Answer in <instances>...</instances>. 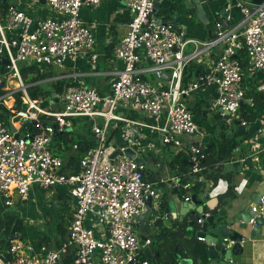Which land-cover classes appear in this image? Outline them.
I'll return each instance as SVG.
<instances>
[{
  "label": "built area",
  "instance_id": "1",
  "mask_svg": "<svg viewBox=\"0 0 264 264\" xmlns=\"http://www.w3.org/2000/svg\"><path fill=\"white\" fill-rule=\"evenodd\" d=\"M44 1L58 16L33 20L25 11L9 5L3 23L0 20V57L9 61L4 64L6 71H0V83L4 82L0 87V107L7 106L6 101L14 99L16 91L22 92V104H27L26 110L20 108L9 118L15 131L0 118V198L5 206H12V196L17 195L24 201L33 185L44 189L63 186L73 204L67 235L58 247L49 248L44 244L36 249L21 240H12L9 253L14 264H57L69 250L74 252L73 264H97L95 259L98 264H147L145 260L140 261L139 254L151 243V238L140 239L133 222L146 210L147 198L157 196L156 188L153 182L143 179V165L134 158L122 154L109 162L113 149L108 143L110 125L113 121H124L156 132L165 144L181 146L180 137L201 132L188 107V99L193 93L212 87L216 96L209 98L207 113L215 112L212 117L223 120L227 128H235V120L245 127L247 121L239 112L240 102L246 99L244 67L238 56L240 53L246 56L250 73L262 74L256 90L263 92L264 1L252 13L238 2L242 14L239 23L231 24L230 15L227 27L216 19L213 36L198 41L170 24L157 23L155 0H122L130 20L112 48L113 57L121 60L123 67L114 72L110 93L101 97L93 87L78 80L57 94L59 110L49 106L53 101L48 106H40L44 99L49 100L48 96L30 98L19 67L49 63L53 58L75 61L86 56L95 63L97 54L91 52L94 35L80 18L79 10L81 6H96L102 0ZM189 44L192 47L188 50ZM219 46L215 59L206 67L201 65L203 72L183 83L185 67L212 50L215 53L214 49ZM144 60L149 66H141ZM11 79L16 88L9 87ZM101 99L108 103L106 110L97 109ZM117 106L136 117L115 114ZM42 117H51L52 122L44 123ZM97 117L103 121H96ZM80 119L91 126L92 146L81 157L79 172L66 176L60 171L62 158L49 147L50 137L55 130L68 129L73 120ZM33 120L38 132L27 141L32 132H22L19 125ZM202 149L200 143L187 147L189 168L183 176L191 179L181 181L177 177L176 187L191 190L194 182L204 181ZM185 200L189 201L190 195ZM252 211L255 216L249 218L250 225L255 224L256 216L264 215V194L252 205ZM209 215L203 211L196 218L198 230ZM97 223L100 224L98 231ZM197 238L204 241V237Z\"/></svg>",
  "mask_w": 264,
  "mask_h": 264
},
{
  "label": "crops",
  "instance_id": "2",
  "mask_svg": "<svg viewBox=\"0 0 264 264\" xmlns=\"http://www.w3.org/2000/svg\"><path fill=\"white\" fill-rule=\"evenodd\" d=\"M167 1L169 0H159V9ZM7 2H9V5L25 11L33 20L46 16H58V13L54 12L44 0H7ZM169 2L176 5L175 13H178L179 10L174 22H178L182 26L187 25L185 29L179 27L176 28L177 30L184 32V34H189V38L198 41H204L213 36L214 23L217 16L208 12L210 14L208 15L209 21L204 24L194 17L193 8L187 6L189 1L171 0ZM120 15L129 17L124 9L122 0H102L96 6H81L79 16L85 24L91 27L94 35V45L91 52L97 54L95 63H91L86 56L79 57L75 61H71L68 58H53L49 60V63L32 64L37 66L40 71H45L46 69L51 74L50 77L36 82L40 87H42L43 83H47L46 86L48 87L44 89V97H49L46 106L53 101L52 105L49 106L56 110L60 109L61 106L58 102L50 96L54 92L53 84L60 79L71 84H76L78 80H83L88 86L93 87L101 97L110 93L111 82L115 78L114 72L121 70L123 67L122 61L116 60L112 53L114 44H116L120 35L126 31L127 23L115 20ZM230 16L231 24L239 23L242 14L238 6L232 8ZM7 35L9 36L10 34L7 33ZM191 47L192 45L189 44L187 49L189 50ZM220 48L221 46L214 49L215 53L212 50L208 55H203L198 61L193 62L198 65H208L220 52ZM141 66H149V62L144 60ZM147 76L150 75L148 74ZM262 78V74L250 73L247 65L244 67L243 87L245 88L246 99L241 105L239 112L240 114L241 112H246L251 120L247 121L245 133L241 136L235 134V128H227V133H232V137L239 141V145L233 151V160L220 164V169L218 170H216L217 166L208 168L205 165V185L196 195L193 194V189L185 190L184 194H181L179 192L180 187L175 186V179L181 174L178 170H181L178 160L181 157L183 162L188 164L187 147L195 143H200L203 147L210 145L214 138L219 137L221 128L216 130L212 125L208 126L205 122L204 128H202L201 124L196 121L201 132L193 136L180 137L179 140L182 141V145L176 147L172 144H165L160 135L156 132L152 133L144 127H135L133 124L124 121H113L111 123L112 126L110 125L108 131V143L112 145V151L117 148L132 147V150L144 162L145 181L153 182L156 190L165 189L163 193H159L153 198L152 209L148 219L146 221L134 220L133 225L140 239L151 238L154 234L153 223L156 220H160L167 227L186 216H189L192 222V218L196 219L194 212L201 205L204 210L208 208L211 210L216 209V212L223 210L229 213L234 206L238 209H243L258 201L257 194H264V93L260 92L263 95H257L255 98L253 93L259 92L256 90V86ZM9 87L16 88L17 85H10ZM253 88L254 90L252 91ZM198 93L206 101L209 100V95H214L212 87L204 88ZM6 103V107H11L14 103L13 97L8 99ZM107 108L108 103L101 99L97 109L106 110ZM114 112L125 118L136 117L134 113L124 110L120 106H117ZM9 121L8 119V123ZM42 121L50 123L52 118L42 117ZM75 121L76 127L73 130H77L78 127L82 128V124L86 122L85 119ZM96 121L102 122L103 118L97 117ZM26 124L27 122L23 124V130L27 128ZM30 125L33 126V123L30 122ZM220 125L222 124L220 123ZM68 129L70 130V128ZM77 131H82V129ZM53 137L49 142V147L53 153L59 155L63 160L64 156H68L75 149V144H73L74 142L67 143L68 145L66 146L65 143H61L57 139H53ZM91 146L92 142L90 141ZM234 162H238L235 167L233 166ZM208 174L217 175V180L214 181L208 178ZM225 175H230L231 181H228ZM174 187L178 189V192H173ZM229 187H232V190H227ZM188 195L190 197L195 195L196 199L201 201V204H194L191 200H185ZM12 200V206H5L4 200L3 203L0 202V217L12 216L21 221L22 230L15 232L21 234V241L33 245L36 249L44 244L49 248L58 247L59 243L66 237L71 205L73 204V199L66 188L60 186L47 190L40 188L38 185H33L24 201L19 200L17 195H13ZM162 200L165 201V208L160 206V201ZM186 201L188 203L187 206L185 205ZM163 213L167 214V216L163 217ZM220 217L217 218L219 219ZM60 224L62 228L66 226L64 235L58 234L59 228H61ZM95 228L98 231L100 224L97 223ZM40 239H45V241L40 244ZM144 248H147V246ZM233 259L237 260L238 264H264V225L260 227V233L246 239L242 253L238 256H233ZM61 260L62 258L57 264H62ZM180 260H178V264ZM95 262L98 264L97 259H95ZM208 262L207 255L205 263L199 262L197 264H207ZM8 263L11 264L9 261ZM0 264L6 263H3L0 259ZM12 264H14V261Z\"/></svg>",
  "mask_w": 264,
  "mask_h": 264
},
{
  "label": "trees",
  "instance_id": "3",
  "mask_svg": "<svg viewBox=\"0 0 264 264\" xmlns=\"http://www.w3.org/2000/svg\"><path fill=\"white\" fill-rule=\"evenodd\" d=\"M171 1V0H169ZM167 1L163 3L161 8L155 11L158 16H164V18L170 17L173 11V3ZM248 1V0H246ZM9 2L0 3V17H2L7 10ZM116 21H123L128 23L130 18L125 15L117 16ZM243 67L246 66L247 58L243 53L238 56ZM20 74L24 84L27 86L26 91L31 99H38L45 96V90L36 84L37 81L50 77L51 74L45 71H40L37 66L32 64H21ZM196 70L203 72V67L194 62H190L184 69L183 72V83H187L194 78ZM0 71L5 72L6 68L4 64L0 63ZM71 85L69 82H64L62 79L57 80L53 84V90L57 94H60L64 87ZM254 88L252 89V91ZM254 93V98L257 95H263L260 92ZM252 93V95H253ZM264 93V91H263ZM22 92H14V103L11 107H0V118L3 119L5 123L8 124V119L20 110L22 106ZM213 95H209V98ZM253 99V98H252ZM258 100V99H255ZM208 100L206 101L204 97L198 92L193 93L191 98L188 99V107L192 111L193 115L200 116L202 119L206 118L207 109L206 107ZM241 116L250 121L251 118L246 112H241ZM218 118V114H216ZM221 128L219 137L214 138V141L207 146H204L202 152L204 153V159L202 160V165L208 168H213L217 166L216 170L220 169V164L229 162L233 158V151L239 145V141L235 137H227V127L225 125H220V120H217ZM76 121L73 120L72 128L59 131L53 139H57L59 142L75 144V149L68 155L63 157V165L60 171L66 176L77 174L80 170V159L85 154V152L90 147V141L93 140V133L91 131V126L88 122H84L82 125V130L86 133H81L80 131L73 130L76 127ZM34 127L32 125H27L25 132H32ZM89 140H88V139ZM109 139V138H108ZM51 144V143H50ZM73 146V145H72ZM178 165L181 170L179 172L178 178L181 181L190 180L188 176H183L188 171V164L183 162V158H179ZM144 167L142 169L143 179H145ZM185 171V172H183ZM178 172V173H179ZM183 172V173H182ZM183 176V177H182ZM226 176V175H225ZM208 178L217 180V175H207ZM228 181H231V176H226ZM205 178V177H204ZM205 179L203 182H194L192 189L193 194H197L202 187L205 185ZM191 189V190H192ZM227 190H232V187ZM160 206L165 208V201H160ZM204 211L212 213H217L216 209L205 208ZM186 216L180 221L172 223L170 226H164L160 220H156L153 223L154 234L151 236V243L147 248H144L140 254V261L145 260L147 264H178V259L176 254L180 259H190L192 264L205 263L207 261V245L204 241L199 240L196 236V232L199 229V225L195 218ZM58 234L64 235L66 232L65 228H62L60 224ZM22 230V223L19 219L12 216L0 217V252L4 257L12 264L13 258L9 253V246L11 241L7 240V236L14 234L15 232H20ZM67 235V233H66ZM150 238V237H148ZM45 239H40L39 243H43ZM58 241V240H57ZM74 252L67 251L62 257V264H73Z\"/></svg>",
  "mask_w": 264,
  "mask_h": 264
},
{
  "label": "water",
  "instance_id": "4",
  "mask_svg": "<svg viewBox=\"0 0 264 264\" xmlns=\"http://www.w3.org/2000/svg\"><path fill=\"white\" fill-rule=\"evenodd\" d=\"M189 1V4L187 6L193 8V14L194 17L201 23H207L209 21L208 15H210L208 12L213 13L216 17V19H219L224 26L229 25V21L227 20V16L231 14L232 8H235L237 6L238 2H241L242 4L246 5L249 9V12L252 13L257 5L262 3L264 0H185ZM7 0H0V3H6ZM160 3L159 0L154 1V11L159 9ZM176 5L173 4V11L174 13L170 15L168 18H164V16H158L156 19L157 23H167L172 25L175 28L182 27L185 29L187 25L182 26L178 22H174L176 17L178 16V13H175L176 11ZM187 37L189 34H185ZM0 63L1 64H9V61L7 59L0 57ZM201 73L200 70H196L195 77H197ZM163 77H168V74H163ZM4 85V82L0 83V87ZM55 101H58L56 92H52L50 95ZM216 96V94H214ZM48 104V100L44 99L40 106L44 107ZM243 102H240V105H242ZM27 104L23 103L21 106V110H26ZM226 113V112H224ZM33 124H35V120L32 121ZM220 123L223 125V120L220 121ZM235 124V134L238 136H241L245 133V127L238 123L237 120L234 121ZM9 127L11 131H15V128L12 126L11 123H9ZM38 132L37 128L33 129V132L31 135L27 137V141H30L32 136ZM57 134V131L55 130L51 138ZM232 133H227V137H232ZM18 136V134H16ZM125 155L129 158H134L136 162L140 165H143V160L132 150L130 147H125L122 150L117 148L112 151V153L109 156V162L112 163L113 159L117 155ZM238 162H234L233 166H237ZM165 191L164 188H160L155 190V194L163 193ZM173 192H178V189L176 187L173 188ZM179 192L181 194H184V189L180 188ZM258 201L260 194H257ZM152 200L153 196H149L146 200V210L137 215L136 219L138 221H146L148 219V216L151 213L152 209ZM191 202L194 204H201V201L196 199L195 195H192L190 197ZM256 203V202H254ZM250 204L243 209H238L235 206L231 209L229 213H226L225 211H218L217 213L210 214L209 216L205 217L204 222L201 226V229L196 232V236L204 237V242L207 245V253H208V259L209 262L207 264H238L237 260L233 259V256H238L242 253L246 239H248L251 236H255L258 233H260V227L264 225V215L256 216L255 218V224L250 225L249 224V218L252 216H255V213L252 211V205ZM185 205L187 206V201L185 202ZM204 211L203 206L199 209H197L194 213L196 218L199 217V215ZM221 216L219 219L217 217ZM144 240V238H141ZM7 240H22V236L20 233H14L7 236ZM176 258L179 260L180 257L176 254ZM0 259L3 263L9 264L7 259L3 257V255L0 253ZM179 264H192L191 260H185L181 259Z\"/></svg>",
  "mask_w": 264,
  "mask_h": 264
},
{
  "label": "rangeland",
  "instance_id": "5",
  "mask_svg": "<svg viewBox=\"0 0 264 264\" xmlns=\"http://www.w3.org/2000/svg\"><path fill=\"white\" fill-rule=\"evenodd\" d=\"M0 20H1V22L3 23V16L2 17H0ZM46 84L47 83H43L42 84V87L41 88H43V89H46V87H48V86H46ZM11 86H16V83H15V81L12 79V83H11ZM214 113L215 112H208L207 113V115H206V119H202L200 116H197V115H195V120L196 121H198L200 124H201V127L202 128H204V122L205 123H207V125L208 126H211L212 125V127H214V128H216V130H218V129H220V126H219V123H218V121L214 118V117H212L213 115H214ZM30 124V121H27V124H26V126L27 125H29ZM79 124V123H78ZM83 125V124H82ZM19 128L21 129V131H24L23 130V125L21 126V125H19ZM80 129H82V128H77V130H80ZM228 129H233V128H230V127H228ZM81 133L83 132V133H86L85 131H80ZM171 146V145H170ZM174 146V145H173ZM176 147H178V146H176ZM174 148V147H173ZM40 187V186H39ZM41 188V187H40ZM44 189V188H43ZM48 190V189H47ZM0 202H2L3 203V201H2V199H0ZM27 224V223H26ZM28 225V224H27Z\"/></svg>",
  "mask_w": 264,
  "mask_h": 264
},
{
  "label": "bare ground",
  "instance_id": "6",
  "mask_svg": "<svg viewBox=\"0 0 264 264\" xmlns=\"http://www.w3.org/2000/svg\"><path fill=\"white\" fill-rule=\"evenodd\" d=\"M11 83H12V79L9 81V84L11 85ZM195 143V142H194Z\"/></svg>",
  "mask_w": 264,
  "mask_h": 264
}]
</instances>
